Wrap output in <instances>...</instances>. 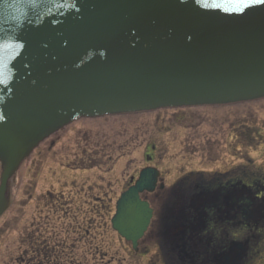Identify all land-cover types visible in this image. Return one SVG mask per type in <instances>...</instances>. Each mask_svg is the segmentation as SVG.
Here are the masks:
<instances>
[{"label": "water", "instance_id": "95a60500", "mask_svg": "<svg viewBox=\"0 0 264 264\" xmlns=\"http://www.w3.org/2000/svg\"><path fill=\"white\" fill-rule=\"evenodd\" d=\"M263 98L264 0H0V217L22 162L76 120ZM158 176L116 201L134 249Z\"/></svg>", "mask_w": 264, "mask_h": 264}, {"label": "rangeland", "instance_id": "374dc122", "mask_svg": "<svg viewBox=\"0 0 264 264\" xmlns=\"http://www.w3.org/2000/svg\"><path fill=\"white\" fill-rule=\"evenodd\" d=\"M231 124L242 130L247 149H228ZM234 154H248L253 171L264 174V98L76 120L44 139L10 183V203L0 217V264H163L156 243L164 205L170 199L166 212L178 208L180 219L188 198L168 186L190 171L225 170ZM146 166L161 171L165 188L142 194L154 215L135 251L111 218L120 194ZM254 243L260 256L250 264H264V238ZM187 244L183 254L192 264L195 250Z\"/></svg>", "mask_w": 264, "mask_h": 264}, {"label": "flooded vegetation", "instance_id": "af4514ba", "mask_svg": "<svg viewBox=\"0 0 264 264\" xmlns=\"http://www.w3.org/2000/svg\"><path fill=\"white\" fill-rule=\"evenodd\" d=\"M230 130L228 149L232 150L234 144L247 149L240 137L242 130L233 124ZM246 156L234 154L224 166L225 170L187 172L168 186L172 192H188V198L185 206H181L186 208L180 219L178 208L173 215L167 214L170 199L164 205L166 208H163L159 221L161 232L157 234L160 238L156 240L164 258L163 264H186L188 260L183 253L188 246L187 239L190 248L195 250L189 257L192 264H226L227 261L228 264L233 261L235 264H250L255 256H260V251L252 250V247L254 241L259 243L264 238V230H261L264 229V174L255 173L253 160L248 154ZM148 158L151 162L153 157ZM158 171L156 188L159 186L163 190L165 184L160 182L162 174ZM257 201L261 203L256 210ZM199 218L201 223L197 227ZM177 225L180 230L175 232ZM240 244L245 250H239ZM133 250H139V241Z\"/></svg>", "mask_w": 264, "mask_h": 264}]
</instances>
